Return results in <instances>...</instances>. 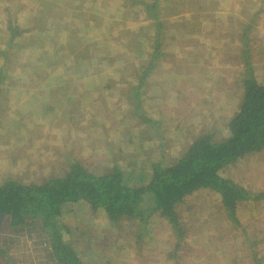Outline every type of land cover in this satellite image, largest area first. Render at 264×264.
<instances>
[{"label":"rangeland","instance_id":"1","mask_svg":"<svg viewBox=\"0 0 264 264\" xmlns=\"http://www.w3.org/2000/svg\"><path fill=\"white\" fill-rule=\"evenodd\" d=\"M248 67L264 84V0H0V184L59 177L74 161L145 185L200 134L226 136ZM221 175L264 192V151ZM176 211L180 241L158 213L116 227L83 202L60 224L86 264H264V201L239 203L238 224L211 190ZM10 223L0 219V264H55L36 224Z\"/></svg>","mask_w":264,"mask_h":264},{"label":"trees","instance_id":"2","mask_svg":"<svg viewBox=\"0 0 264 264\" xmlns=\"http://www.w3.org/2000/svg\"><path fill=\"white\" fill-rule=\"evenodd\" d=\"M145 7L148 12H155L157 2ZM158 55L156 51L140 82H144ZM246 70L241 101L226 123L227 133L222 139L218 140L215 132L200 134L175 163L152 164L145 185H130L117 165L103 174H94L74 161L62 176L42 182L8 178L0 184V219L9 217L14 231L36 224L55 264H86L67 239L69 229L60 224L63 208L68 204L83 202L94 212L103 211L116 227L125 221L146 223L147 217L158 213L180 241L184 231L176 207L199 190H211L219 194L230 221L238 224L239 203L264 201V192H252L221 175L227 166L264 151V84L256 80L249 67ZM137 115L145 124L153 123L141 112ZM160 153L163 157L162 148ZM149 199L151 206L146 207ZM5 253L0 245V254Z\"/></svg>","mask_w":264,"mask_h":264}]
</instances>
